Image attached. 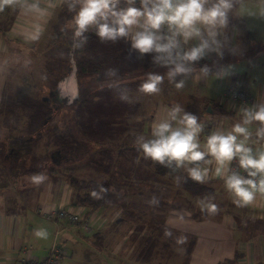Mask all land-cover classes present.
I'll list each match as a JSON object with an SVG mask.
<instances>
[{"label": "rangeland", "instance_id": "1", "mask_svg": "<svg viewBox=\"0 0 264 264\" xmlns=\"http://www.w3.org/2000/svg\"><path fill=\"white\" fill-rule=\"evenodd\" d=\"M57 11L58 8L51 15L52 18L47 28L56 17ZM236 13L240 17L237 23L240 26L238 42L240 58H243L242 61L245 64L251 62L253 66H255L252 64L253 62L264 63L263 1L237 0ZM19 41L20 44L16 43V47L22 51L17 49L15 53L16 65L14 69L9 71V84L2 106L5 113L4 119L8 122L9 127L2 128L5 134L0 138L2 141L0 143V155L2 154L0 156V188L12 187L15 185V180L18 179V182L22 177L27 182L26 185H29V181L33 183L30 177L40 174L43 177L45 174L44 179L49 182L61 179L69 183L72 177H76L79 180L84 179L92 182L85 189L94 197H102L106 189L119 191L124 193V202L126 204L129 202L130 205L140 188L146 193V196L141 198L144 204H141L144 212L143 218L149 221L154 220L156 226L147 227L144 230L136 227V223H131V219L120 209V201L118 204H111L107 209L103 208L101 212L100 210L97 211L96 220L94 219L90 223L91 230L77 226L67 227L66 225L65 229L64 225L62 227L59 226L61 224L57 226L52 220H48L40 214L37 218L38 229L44 235L38 236V240L32 239V242L27 245L29 255L35 258L33 254L37 250L46 248L48 250L56 238L64 248L70 246L71 240H77L84 247L92 249L89 254H87V250L85 255H96L95 257L98 259L94 264H140V258H135V256L143 251V257L148 243L147 237L144 236L151 235L158 240L157 245L160 253L162 252L168 257L169 252L161 245L163 240L166 241L168 237L164 235L166 230L159 226V219L164 218V223L169 229L168 234L175 237L177 235L173 234L174 231L167 222L172 216L180 218L182 227L176 229L179 234V238H176L180 245H184V242L188 241L194 232L196 233L194 227L183 221L186 214H183L181 209H173L170 206L172 203H176L183 205L184 209L187 208L189 194L188 191L184 194V190L180 186L181 178L187 176V171L183 167L182 174L159 176L155 172L153 161L146 158L137 147L141 137L145 140L151 138L149 129L156 109L160 106L173 107L172 99H177L178 89L168 91L167 87L172 86L173 82H170L166 75L165 80L163 79L159 85V92L151 94L140 92L139 85L143 83L149 73L161 74L163 71L159 70L158 63H154L151 53L144 54L142 58L135 50L125 53L128 60L123 66V76L117 80H108L109 83L112 82L113 85L118 86L109 88L106 86L109 84L107 81L98 82L94 77L87 76L82 79L85 85L82 89L76 74L74 59H72L73 70L62 77L57 85L52 88L51 76L49 71L45 69L47 59L49 61L48 46L51 37L45 35L43 40L33 45H28L22 39ZM259 77L263 78L262 72ZM118 83L121 85L119 86ZM52 91L57 93L53 95V98L56 96L58 98L55 100L49 98L47 101L55 109L54 116L49 123L42 127L40 137L35 135L34 138L30 139L27 124L34 109L30 108L29 105L21 106L18 104L11 112L10 109L15 105L11 101L24 102L23 99H30L28 101L39 104ZM59 97L64 101L63 104L59 102ZM84 98L87 99L84 100ZM64 120L72 125L74 137L78 141L72 147H62L55 144L53 142L54 137H51L50 132L53 125ZM20 135L23 139L12 146L10 140ZM9 147L15 149L18 154L13 157L16 160L6 162L3 160V153ZM27 171L39 173L28 172L29 174L24 175ZM54 177H57L56 180ZM139 178H141L142 183L138 181ZM57 181L56 183H58ZM17 184H20L19 187L24 185L23 182ZM106 184L107 186H105ZM161 188L166 190H161ZM80 191L81 194H84L82 190ZM224 194L228 196V192L225 190H217L214 195L216 198L214 200H219L220 205L224 204L221 202V199L225 197ZM210 199L211 197L208 198V200ZM251 203L255 208L264 206V200L259 199L257 202L255 197ZM208 204L207 201L206 205ZM244 205L248 208L247 204ZM127 208L129 210V206ZM219 213L221 214V212ZM116 217L117 219H115ZM115 220L119 222L114 225ZM248 220L245 235L252 237L257 232L256 230L261 229V227L258 226L256 219L249 217ZM104 222H109V224L103 232L98 234L103 230ZM137 222L140 223L139 220ZM135 228L142 232V234L139 233L140 237L137 239L133 238ZM211 232L213 234L214 231ZM98 235L101 237H97ZM124 238L126 239L124 246H121V250L117 251ZM133 239L136 240L134 243ZM91 240H95L96 243L91 242ZM88 242L93 247L88 246ZM171 245V249L178 254L174 257L179 256V259L175 258L172 261L170 259L165 260L166 257H158L152 258L149 264H179V260L182 259L180 255L184 249L182 246L174 245V243ZM84 247L83 249H86ZM83 254L79 251L78 256L82 257ZM158 261H163V263Z\"/></svg>", "mask_w": 264, "mask_h": 264}, {"label": "crops", "instance_id": "2", "mask_svg": "<svg viewBox=\"0 0 264 264\" xmlns=\"http://www.w3.org/2000/svg\"><path fill=\"white\" fill-rule=\"evenodd\" d=\"M261 1L264 4V0ZM33 2H39L40 7L46 9V12L41 14L29 9L27 5ZM61 3L62 0H12L9 6L0 9V138L5 134L2 128L8 127L4 124L5 116L2 106L9 84V71L14 69L16 65L14 56L17 49H20L16 47V43L20 44L19 39H22L28 45H33L43 40L46 35L47 25L52 18L51 15L61 6ZM232 3L233 7L228 14V23L225 28L219 30L221 35L217 39L220 40V43L213 45L210 42L209 48L205 49V56L198 61L192 62L189 74L174 78L176 81L184 79V86L177 90V99L171 98L173 106L179 105L182 108V112H190L200 119L198 122L203 125V130L198 136V141L202 147L211 132L230 131L232 125L240 121V108L254 104H264V63L253 62L252 64L255 65L253 66L251 62L245 64L242 61L243 58H240L241 55L238 52L240 26L237 24L240 17L236 13L237 0H232ZM36 25L42 26V31L39 38L33 40L31 39V34ZM190 43H196V41ZM130 51H133V49L130 48ZM156 55L157 53L152 52V59ZM141 57L143 58L144 56L141 55ZM205 66H207L208 70L206 72L201 71ZM159 68L160 71H163L161 75L165 78L168 67L159 64ZM261 72L263 73V78L259 77ZM11 81L14 83L13 79ZM229 84H234L247 90L250 100L245 106L241 103H235L224 96ZM167 88L169 89L168 91L177 89L174 83ZM170 108L160 106L156 109L155 114L152 116L150 133L152 132L153 124L165 118ZM248 127L251 135L245 141L246 145L251 147L254 152L264 151V138H258L255 135L257 122ZM236 161V159L231 161L229 168ZM201 165L209 168L208 177L204 181L208 186L207 192L196 196L188 192L187 208L184 209L185 207H183L181 209L183 214H186L183 221L189 223L196 231V233L192 234L195 235L196 241L189 264H219L234 259L237 253L241 256L238 259V264H264V206L255 208L251 201L246 203L248 208L244 204L234 203L235 198L225 188L223 178L213 174L215 162L213 161L208 165H204L201 162ZM45 176L44 174V178ZM56 178L54 177V180ZM17 180H15V185L12 187L0 188V264H18L20 259L25 256L33 258L29 255V247L27 245L34 238L38 240L36 235V232L40 231L38 229V215L41 214L46 218L43 215L46 210L57 207L75 208L73 201L76 196L79 194L83 195L80 190L84 194L87 192L86 187H76L71 185L70 182L68 183L66 180L61 179L56 180L58 183L53 180V182H49L47 179H43L39 183H31L29 181V186L26 185L27 182L22 177L18 182H23L25 186L22 185L21 187L18 186L20 184H17ZM217 190L228 192V196L224 194L225 197L221 199V202L224 203L222 205L219 204V200H214L216 199L214 195ZM186 192L187 190H184V194ZM140 195L138 191V198ZM210 197L211 199L208 200ZM254 197L257 202L259 199L264 200V193H257ZM207 201L209 204L216 206L214 211L208 210L206 207ZM86 209L88 211L87 207ZM99 210L101 212L103 208ZM195 213L200 214L199 219L194 218ZM90 216L92 221L96 220V211L91 213ZM249 217L256 219L258 226L261 227V229L256 230L257 232L252 237L245 235ZM52 221L57 226L59 224H61L59 225L60 227L64 225L65 229L66 226L72 227L63 221ZM180 223V218L173 216L167 222L174 231L182 227ZM107 224L109 222H104L103 230L100 232L105 230ZM211 231H214L213 234ZM218 234L219 237H217ZM55 240L57 239L55 238ZM125 240V238L122 240V244L118 246L117 251H120L121 246H124ZM71 241L69 244L71 247L66 246L68 250L67 257L60 264H94L97 261L96 255H85L87 250V254H89L92 249L84 247L77 240ZM89 242L88 246L93 247ZM91 242H95V240H91ZM83 247L86 249H83ZM48 250L47 248L37 250L33 256L36 259L43 258L47 255ZM79 251L84 253L82 257L78 256ZM180 256H182V259L179 260L181 263L184 253ZM175 258L179 259V256L174 257L172 255L169 259L174 261L173 259Z\"/></svg>", "mask_w": 264, "mask_h": 264}, {"label": "clouds", "instance_id": "3", "mask_svg": "<svg viewBox=\"0 0 264 264\" xmlns=\"http://www.w3.org/2000/svg\"><path fill=\"white\" fill-rule=\"evenodd\" d=\"M11 3L12 0H0V9ZM27 7L41 14L46 12L39 2ZM67 7L75 10L70 21L74 49L86 41L84 34L89 29H94L101 42L124 38L140 55L157 53L154 63L168 67L166 75L179 89L184 86V79L176 81L174 78L187 76L192 62L205 56L210 42L220 43L219 30L226 27L233 3L232 0H140L137 7L136 0H126L121 7V0H72ZM41 31L42 26L36 25L31 39H38ZM192 41L196 43H190ZM207 70V66L201 69ZM163 79L161 74L149 73L139 85V91L157 93ZM239 111L241 119L230 131L211 132L202 147L198 136L203 125L196 115L182 112V108L175 105L165 118L153 124L152 138L141 137L138 147L146 158L160 165L184 167L188 177L198 183L207 179L209 168L197 162L208 165L214 161L213 174L223 178L225 188L235 198L234 203L246 204L256 193H264V151L254 152L245 143L251 135L248 126L254 122H257L255 135L264 138V104L242 107ZM234 159L245 174L229 170ZM43 179L42 175L31 177L34 183ZM206 207L214 211L216 206L208 204ZM36 235L44 233L38 231Z\"/></svg>", "mask_w": 264, "mask_h": 264}, {"label": "trees", "instance_id": "4", "mask_svg": "<svg viewBox=\"0 0 264 264\" xmlns=\"http://www.w3.org/2000/svg\"><path fill=\"white\" fill-rule=\"evenodd\" d=\"M70 2H72V0H62L61 6L58 7V11L56 12L55 15L56 17L54 18V20H52L53 22L50 24V26H48L46 30V36H50L51 41L48 46L49 61L47 59L48 64L47 62L45 63V69L49 71V74L51 76V82L53 85L52 88H54L57 85V82H59V80L62 79V77H64L66 74H69L73 70L74 64L76 66V74L78 75V78L80 80L79 84L82 89L85 87L82 79L86 78L87 76L94 77V79H96L98 82L107 81L109 83L108 80L110 81L117 80L119 77L123 76L124 74L123 66L128 60L125 53L131 52L130 42L125 40L124 38H119L115 42H109V41L101 42L98 39V37H96L94 29H89V31L84 34L87 37L86 41L81 45V47L74 49L72 47L73 40H72V27L70 25V21H71V17L74 15L75 10L70 11L68 9L67 4ZM124 4H126V0H121V7H123ZM136 6L137 7L140 6V0H136ZM76 42L79 43V40H77ZM72 59H74V64L72 62ZM111 70H115V73H113ZM52 75H54L53 78ZM118 84L119 86L121 85L120 83ZM106 86L112 88L118 85H113V83L111 82L109 84H106ZM89 95L90 93L88 94V96ZM85 99L87 98H84V100ZM23 100L24 102L18 100L11 101L14 102L15 105H13V108L10 110L11 112H13L18 104L21 106L29 105L30 108H33L34 110H32V113L30 114L29 122L27 124V128L29 131L28 133H30L31 136L29 138L32 139L34 138L35 135L40 137L42 134L41 133L42 127L45 126L47 123H49L50 120H52L55 109L48 101L41 100V102L38 104V103H32V101H28L30 99L28 100L23 99ZM4 124L5 126L9 127L8 122L6 120ZM50 133H51V137L52 138L54 137L53 142L62 147H72L74 146V144L78 142L77 139L74 137V133L72 131V125L66 120H64L63 122L59 121V123L53 125V128ZM22 139H23L22 135L11 139L10 140L11 145L13 146L14 143H18ZM137 148L139 149V147ZM17 154L18 153L17 151H15V149L9 147V149H6L5 152L3 153L4 156L3 160L6 162L9 160L11 161L16 160V158L13 159V157H15ZM153 163L155 164L154 165L155 172L159 176L175 175L177 173L182 174L183 167L176 168L175 164H172L170 166L160 165L154 161ZM28 172L38 173V172L27 171V173L25 174H28ZM138 181L142 183L141 178H139ZM91 183H92L91 181H86L84 179L79 180L76 177H72L70 179L71 185L80 188L87 187L91 185ZM93 183L95 182L93 181ZM105 186H107V184ZM139 186L142 187V185L140 184ZM180 186L181 188H183V190H187L193 196L207 192L206 190L208 188L206 183L194 182L188 177V175L186 177L181 178ZM162 189L166 190L165 188H161V190ZM138 191L141 194L139 198H138ZM138 191L131 205L129 204V202L127 204L124 202L125 201L123 197L124 193H121L119 191L115 192L113 190L109 191V189L105 190L104 195L102 197H97V198L94 197L92 193H85L83 195L79 194L76 196L75 200L73 201V205L76 207H87L88 213L91 214L95 211L97 212V210L99 209L107 208L111 204H115V203L118 204V201H120L119 207H121V209L123 210L122 212L131 219V223L133 224L136 223L135 224L136 227L142 228L143 230L146 229L147 227L151 228V226L156 227L154 224V220L151 221L144 220L143 218L144 212L142 209L143 207L141 206V204L142 205L144 204L142 202L143 199L141 198H144L146 196V193L144 190L140 188L138 189ZM127 205L129 206V210L127 208L128 207ZM170 206L173 209H183V205L181 204L177 205L176 203H172ZM199 217L200 214L197 213L194 214L195 219H199ZM115 219H117V217ZM138 220L140 223L137 222ZM118 222L119 221L115 220L114 225L117 224ZM159 226L162 229L164 228V230H166V232H164V235L168 238L166 241L163 240L161 245L165 247L164 249H167V251L169 252L168 253L169 256L167 257L166 255H164V253L162 252L160 253V249L157 245L158 240L156 239V237H152L151 235H148V236H144L145 238L147 237L146 241L148 243L145 250L144 248H142V250H144L143 257H142L143 251H141L139 255L135 256V258L136 257L140 258L139 259L141 262L140 264H149L152 258H158V257H166L165 260H167L172 255H178L176 251L171 249L172 248L171 243H174V245L182 246L184 249L183 252L184 258L183 261L179 264H189L190 257L194 248V243L196 241L195 235H192L188 239V241L184 242V245L182 244L180 245V242L177 241V238H179L178 236L179 234L177 233V231L174 230H173L174 231L173 234L177 236L174 237L168 234L169 229L168 227H166L164 223V218L159 219ZM137 230L138 229L135 228V230L133 231L134 239L140 237L139 233L142 234V232H139ZM97 237L100 238L101 235H98ZM134 239H133V243L136 241ZM52 245L50 246V248L52 247ZM65 257H67V254L65 255ZM240 257H241L240 254L237 253L234 259L221 262L219 264H238L237 262ZM158 262L163 263V261H158Z\"/></svg>", "mask_w": 264, "mask_h": 264}, {"label": "built area", "instance_id": "5", "mask_svg": "<svg viewBox=\"0 0 264 264\" xmlns=\"http://www.w3.org/2000/svg\"><path fill=\"white\" fill-rule=\"evenodd\" d=\"M224 96L235 103H241L245 106L250 100L247 90L243 87H238L234 84H229ZM230 171H238L241 174L243 170L238 167V160L236 163L229 168ZM43 215L47 219L63 221L68 225L81 227L85 230H91L90 223L92 218L86 207H75V208H52L43 212ZM67 254L66 249L57 240L54 241L49 253L42 259H34L26 256L20 259L18 264H60L61 260Z\"/></svg>", "mask_w": 264, "mask_h": 264}, {"label": "water", "instance_id": "6", "mask_svg": "<svg viewBox=\"0 0 264 264\" xmlns=\"http://www.w3.org/2000/svg\"><path fill=\"white\" fill-rule=\"evenodd\" d=\"M52 95H53V92H50L49 96H48V97H45L43 100H44V101H47L49 98L52 97ZM59 98H60V97H59ZM60 102H63V101L61 100V98H60ZM201 162H202V161L197 162V163H201Z\"/></svg>", "mask_w": 264, "mask_h": 264}, {"label": "flooded vegetation", "instance_id": "7", "mask_svg": "<svg viewBox=\"0 0 264 264\" xmlns=\"http://www.w3.org/2000/svg\"><path fill=\"white\" fill-rule=\"evenodd\" d=\"M52 92H53V91H52ZM49 94H50V93H49ZM56 94H57L56 92H53V95H56ZM53 95H52L51 99H54V100H55V99H57V98H58V96H56L55 98H53V97H54ZM59 102H60V101H59ZM60 103H62V104H63V103H64V101H63V102H60Z\"/></svg>", "mask_w": 264, "mask_h": 264}]
</instances>
